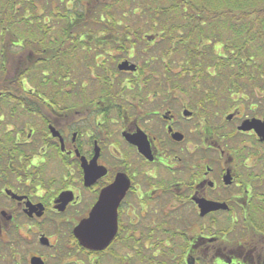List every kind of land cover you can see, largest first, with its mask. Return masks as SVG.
<instances>
[{"label":"flooded vegetation","instance_id":"af4514ba","mask_svg":"<svg viewBox=\"0 0 264 264\" xmlns=\"http://www.w3.org/2000/svg\"><path fill=\"white\" fill-rule=\"evenodd\" d=\"M104 51L95 83L1 103L0 264H264V105L218 114L204 81Z\"/></svg>","mask_w":264,"mask_h":264},{"label":"trees","instance_id":"16d2710c","mask_svg":"<svg viewBox=\"0 0 264 264\" xmlns=\"http://www.w3.org/2000/svg\"><path fill=\"white\" fill-rule=\"evenodd\" d=\"M130 44L135 79H195L225 109L264 105V0H0V106L65 96L111 70L91 69L105 48L120 59Z\"/></svg>","mask_w":264,"mask_h":264},{"label":"rangeland","instance_id":"374dc122","mask_svg":"<svg viewBox=\"0 0 264 264\" xmlns=\"http://www.w3.org/2000/svg\"><path fill=\"white\" fill-rule=\"evenodd\" d=\"M131 62H133V63H136L137 65H139V66H141V62L139 61V60H137L136 62H134L133 61V59H131ZM98 74H101V72L99 71V72H97V75ZM93 77L95 78V72H94V74H93ZM97 80V79H96ZM154 80H159V79H154ZM94 83H95V80H94ZM93 86V85H92ZM91 86V87H92ZM134 90H136V88L134 89ZM217 93V92H216ZM140 94H143V92H141ZM91 95H94V93L93 94H91ZM223 96H226V94H222ZM222 98H224V97H222ZM261 99V98H260ZM225 103L227 104V103H231V102H229L227 99H223V100H220L219 102H217L216 103V111H217V113L218 114H221V115H224L225 113H228V112H231L232 111V107H234V106H238L239 108H241V104H240V101H237L236 103H234V102H232V106H231V108H227V109H225L224 107H225ZM246 106H247V104H246ZM242 108H244L243 106H242ZM245 109V108H244Z\"/></svg>","mask_w":264,"mask_h":264},{"label":"water","instance_id":"95a60500","mask_svg":"<svg viewBox=\"0 0 264 264\" xmlns=\"http://www.w3.org/2000/svg\"><path fill=\"white\" fill-rule=\"evenodd\" d=\"M118 68H119L120 70H131V71H135L136 66H135V64H133V63H131V65H128L127 62H123V63H121V64L118 66ZM260 125L264 126V124H260ZM241 128H242V126L239 127V129H241ZM111 191H112L111 189L107 190V192H111ZM82 226H83V223L79 225L78 230L75 232V235H76L77 238L80 240V242H82V241H87L86 239H84V238L81 237V235L83 234L82 231H81V229H83ZM84 229H87V230H88L87 232H89V233H94V232H95L94 230H92V229H90V228H84ZM100 232H101V231H100ZM100 232H97V233H100ZM95 233H96V232H95ZM87 247H88V248H92V249H99V248H100V247H97V246H91V245H87Z\"/></svg>","mask_w":264,"mask_h":264}]
</instances>
